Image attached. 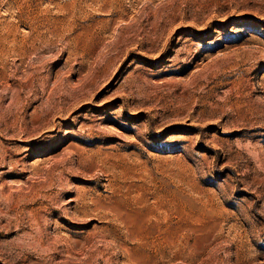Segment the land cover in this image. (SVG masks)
Returning a JSON list of instances; mask_svg holds the SVG:
<instances>
[{
  "label": "rangeland",
  "instance_id": "obj_1",
  "mask_svg": "<svg viewBox=\"0 0 264 264\" xmlns=\"http://www.w3.org/2000/svg\"><path fill=\"white\" fill-rule=\"evenodd\" d=\"M0 264H264V0H0Z\"/></svg>",
  "mask_w": 264,
  "mask_h": 264
},
{
  "label": "bare ground",
  "instance_id": "obj_2",
  "mask_svg": "<svg viewBox=\"0 0 264 264\" xmlns=\"http://www.w3.org/2000/svg\"><path fill=\"white\" fill-rule=\"evenodd\" d=\"M141 222H142V221H141ZM140 226L143 227L142 225H140ZM137 227H139V226H137ZM146 227H149V226H146ZM139 228H140V227H139ZM143 228H144V227H143ZM149 229H150V228H149ZM137 230H138V229H137ZM145 231H146V230H145ZM132 232H133V231H132ZM132 232H131V233H132ZM134 232H136V230H134ZM138 232H139V231H138ZM141 232H142V231H141ZM148 232H150V231H148ZM136 234L139 235V233H137V232H136ZM144 234H145V233H144ZM147 234H148V233H147ZM138 235H137V236H138ZM137 236H136V237H137ZM139 236H140V235H139ZM142 236H143V235H142ZM146 237H147V236H146ZM144 238H145V236H144ZM144 238H143V240H144ZM137 239H138V238H137ZM145 239H146V238H145ZM143 240H142V241H143ZM137 242H138V241H137ZM144 244H145V242H144ZM144 244H143V245H144ZM145 246H146V245H145ZM142 248H143V247H142ZM139 252H140V251H139ZM142 252H143V251H142ZM144 254H145V253H144ZM141 255H142V254H141ZM145 256H146V255H144V257H145Z\"/></svg>",
  "mask_w": 264,
  "mask_h": 264
}]
</instances>
